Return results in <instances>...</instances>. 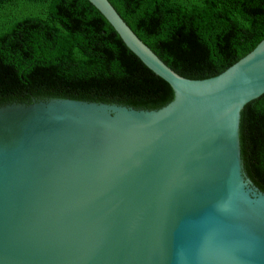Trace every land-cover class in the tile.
<instances>
[{"label":"water","instance_id":"obj_1","mask_svg":"<svg viewBox=\"0 0 264 264\" xmlns=\"http://www.w3.org/2000/svg\"><path fill=\"white\" fill-rule=\"evenodd\" d=\"M87 1L173 99L0 106V264H264V193L239 141L243 108L264 94V39L191 80L108 0Z\"/></svg>","mask_w":264,"mask_h":264},{"label":"trees","instance_id":"obj_2","mask_svg":"<svg viewBox=\"0 0 264 264\" xmlns=\"http://www.w3.org/2000/svg\"><path fill=\"white\" fill-rule=\"evenodd\" d=\"M170 69L212 78L264 39V0H108ZM157 110L173 91L87 0H0V106L47 99ZM244 171L264 193V94L240 114Z\"/></svg>","mask_w":264,"mask_h":264}]
</instances>
